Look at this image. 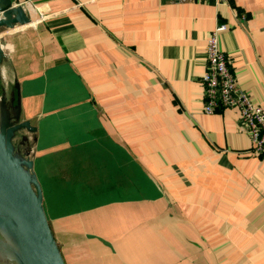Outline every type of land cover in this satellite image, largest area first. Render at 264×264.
Wrapping results in <instances>:
<instances>
[{
    "label": "crops",
    "instance_id": "1",
    "mask_svg": "<svg viewBox=\"0 0 264 264\" xmlns=\"http://www.w3.org/2000/svg\"><path fill=\"white\" fill-rule=\"evenodd\" d=\"M12 1L37 36L0 37V74L10 90L17 66L65 263L264 264V160L237 112H203L201 84L225 25L220 50L264 109V0Z\"/></svg>",
    "mask_w": 264,
    "mask_h": 264
},
{
    "label": "water",
    "instance_id": "2",
    "mask_svg": "<svg viewBox=\"0 0 264 264\" xmlns=\"http://www.w3.org/2000/svg\"><path fill=\"white\" fill-rule=\"evenodd\" d=\"M34 24L27 5L0 0V37H15L19 33L33 41L37 36ZM37 52L42 55L40 49ZM11 53L0 41L2 67L5 68V59ZM0 80V97L9 103V110L2 100L0 107V232L8 240L0 238V243L12 252L18 264H66L47 218L43 191L35 173L37 127L23 112L17 66L10 90L6 74L4 78L0 74ZM20 132L31 142L24 158L17 155L14 145Z\"/></svg>",
    "mask_w": 264,
    "mask_h": 264
},
{
    "label": "built area",
    "instance_id": "3",
    "mask_svg": "<svg viewBox=\"0 0 264 264\" xmlns=\"http://www.w3.org/2000/svg\"><path fill=\"white\" fill-rule=\"evenodd\" d=\"M220 6L228 0H195ZM43 21L51 14L40 8ZM225 25H218L211 34L207 45V60L203 86V112L212 115L219 112L235 111L243 124L244 131L251 141V154L264 160V109L255 106L250 96L238 84L228 59L219 47V36L226 30Z\"/></svg>",
    "mask_w": 264,
    "mask_h": 264
},
{
    "label": "bare ground",
    "instance_id": "4",
    "mask_svg": "<svg viewBox=\"0 0 264 264\" xmlns=\"http://www.w3.org/2000/svg\"><path fill=\"white\" fill-rule=\"evenodd\" d=\"M0 41H1V39H0ZM8 69H9V67H8ZM8 69H6V70H8ZM0 71L3 72V67L1 65H0ZM1 74H3V73H1ZM1 100L4 102L3 98H0V107L2 105ZM3 106L5 108H7V110H9V107L7 106V104L5 102L3 103ZM17 155L20 158L26 157L25 155L24 156L23 155H20V154H17ZM0 238H4V239L7 240V237L3 233H1V232H0ZM0 264H18L17 261H16V257L14 255H12V257H11V255H10V253L8 251V248H6L5 246H3L1 243H0Z\"/></svg>",
    "mask_w": 264,
    "mask_h": 264
},
{
    "label": "rangeland",
    "instance_id": "5",
    "mask_svg": "<svg viewBox=\"0 0 264 264\" xmlns=\"http://www.w3.org/2000/svg\"><path fill=\"white\" fill-rule=\"evenodd\" d=\"M31 16H32V15H31ZM32 18H33V17H32ZM39 19H40V21H43L42 18H39ZM34 21H35V20H34ZM35 22H36V21H35ZM22 36H23V35H22ZM0 90H1V87H0ZM0 92H1V91H0ZM0 94H1V93H0ZM0 98H2V97H0ZM8 251H9L11 257H12L13 254L11 253V251H10L9 249H8Z\"/></svg>",
    "mask_w": 264,
    "mask_h": 264
}]
</instances>
